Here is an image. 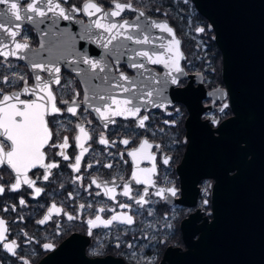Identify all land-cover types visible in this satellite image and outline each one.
<instances>
[{
  "label": "flooded vegetation",
  "instance_id": "obj_1",
  "mask_svg": "<svg viewBox=\"0 0 264 264\" xmlns=\"http://www.w3.org/2000/svg\"><path fill=\"white\" fill-rule=\"evenodd\" d=\"M57 1L60 2V0ZM160 1L163 2V0H132V3L137 9L143 10L150 17L168 19L170 25L174 28L177 37L181 40V50L185 56V59L181 60V65L186 75L180 77L181 83L179 87L187 86L192 78L195 79L193 83L194 87H198L200 82L203 84L204 91L207 93L203 94L200 99L202 110L199 117L201 124L198 126V129L199 131L204 130L211 132L214 136H219L221 133L219 129L222 123L234 117H240V114L233 108L229 88L224 79L223 53L216 41L215 30L211 27L210 20L201 14L192 0L190 1L194 4L197 11L190 10L191 6L188 3L189 8L184 9L180 7L182 6L180 2L183 4L182 0L176 3V6L174 2L170 1L169 3V0H165L169 4L163 7L162 11H156V6L152 4L155 2L160 3ZM82 2L83 0H70L69 3V0H65V3L62 5L71 11V6H79ZM96 2H103L104 9L106 11L111 10L108 8V0H96ZM40 3L38 0V6ZM4 10L5 6L0 5V11ZM153 11L158 12V14H152ZM72 13L73 17L76 20L81 19L83 24L92 23L90 17L83 14L82 11ZM165 13L167 15H164ZM137 14L126 11L121 14V17H108L107 19L102 18V14H95L93 16L101 19V21L111 20L112 18L118 21L121 19L134 20ZM192 14H198L199 19L192 20ZM46 17L50 18L54 17V15L48 13ZM170 17H175L174 22L170 20ZM37 18L40 20V17ZM3 20L4 17H0V21ZM70 20L72 21V19ZM76 20H73L75 24H77ZM19 23H21V34L17 37V40L28 43L30 50L39 49L42 45L39 26L36 23ZM196 27H204L205 32L196 33ZM34 56L39 57L38 54ZM123 57L120 58L119 71L125 72L129 76H135L134 70H130L127 67L128 60H125ZM110 58L113 64H115V58ZM0 60H3V58H0ZM28 61L26 59L20 60L10 57L8 61H3V67H0V72L11 76L13 75L12 69L15 68L17 73L25 75L29 85H31L34 83V78L31 76L32 69ZM219 63L221 65L220 70L218 68ZM58 64L62 70V83L63 81L70 82V86L68 87L54 88L57 95V104L62 108L65 107L62 101L68 100L71 102L73 94L76 91L80 92V96L76 97L77 102L82 101L89 85L94 86L96 92H101V94H103L102 90L108 87L107 84H103L98 79L90 80L87 78L88 83H85L79 74L67 67L64 62L58 61ZM148 66L160 73L164 71V67L161 65L148 64ZM41 74L44 78L47 77L46 73ZM99 75H104V73H99ZM0 80H2V76H0ZM13 83H16V81H13ZM4 88L6 90H19L9 89L8 85H4ZM225 92L227 93L226 98L223 96ZM224 102L229 103V108L224 112H220L219 108ZM93 103L96 106L100 104L97 100H94ZM83 107L81 105L77 109L78 114L75 117L66 113V111L63 117H56L58 121L63 122V128L59 129L61 138L67 136L69 139V147L64 149V151L70 159L65 161L60 156L54 158L60 163V167L52 170L53 175L50 176L49 181H44L42 178L37 179L36 186L43 188L44 191L39 196H34V189L22 185L20 191H6L4 195L0 196V218L6 221V226L9 229V232L6 234L7 239L9 241L16 240L19 244V247L16 249L17 256L7 253L2 245H0V264H22V260L19 257L28 260L30 264H38L73 235L85 238V252L89 257L112 256L122 259L125 264H145L147 259L152 258L156 264H172L176 254L183 253L189 249L187 235L195 232L192 237L193 239H197L199 236L198 232H196L197 227L206 218L212 219L213 216L212 191L216 184V177L213 174L206 173L201 175L200 171H198L199 178L195 185L196 191L191 196L185 193V182L180 166L184 163L191 140L188 134V120L191 115L188 104L183 100L175 99L172 102V106L167 108V111L152 108L149 113L150 120L146 122L147 131L136 127L135 121L132 118L125 119L120 116L114 117L115 123L109 124L105 128L104 122L94 110L90 109L85 112L83 111ZM176 109L179 110L178 114ZM168 113H171V116ZM143 114L144 112L142 111L141 115ZM252 117V114H249L248 118L241 116L242 122L236 136L233 135V129L229 128L228 125L230 143L231 138H235L238 140V146H241L242 149L246 147V150L248 149V145H252L247 136V130H249L248 119ZM173 119L176 121L175 126L163 123L164 120ZM212 119L217 120L218 124L214 125L211 123ZM77 123H82L92 137L90 140L81 141L88 148V152L82 158L79 173L68 167L70 163H74L75 155H78L80 152V149L74 143V137L79 134L78 129H75ZM229 124L232 123L230 122ZM52 127L54 130L57 128L56 125ZM101 134L110 141L108 145L99 144L98 141ZM122 139H129L130 143L124 145L120 142ZM143 139H148L153 145H160V148L153 147L151 149L156 155L157 175L153 179L157 181V186H174L178 189L177 196L169 198L165 202L152 194L155 191L154 188H149V196L147 198L153 203L150 206L145 205V208L151 207L154 210L153 216H148L144 209H140V212L143 214L134 216L133 225L127 226L114 222L109 228L99 227L94 229L93 236H89L86 221L94 218L96 214L107 219L113 214L126 211V209L118 207L119 203L132 204V211L129 214L137 211L138 206L122 195V185L128 182L132 187L133 195L137 191L143 192L145 186L136 185L131 180V173L135 166L127 155L133 148L139 147ZM111 141H116V143L112 145ZM231 147H233L232 143ZM47 151L51 156V153L56 150L51 149ZM197 151L200 152V148ZM164 156L171 157L168 165L162 163ZM251 157H253V153L248 152L247 159ZM89 164L92 165L91 168H88ZM107 164H112V168L105 167ZM151 166V162L148 160L139 163V167L141 168H149ZM235 168L229 171L231 175L237 172V167ZM42 172V169H34L29 173V176L36 179ZM10 175L9 169L0 166V183L9 181ZM77 176H80L82 179L77 180ZM92 179H96L97 183L101 184V187L97 188L91 184ZM105 182H107L108 187H115V192L112 194L115 196V200L109 199L108 196L104 195L103 185ZM98 192L100 195H97ZM70 193L71 197L69 196ZM21 198L25 199V206L19 204ZM204 200L208 201L206 205L204 204ZM53 203L61 208V212L59 214L53 212L52 218L49 221L43 225L39 224L38 221L43 219V216L47 214L48 208ZM80 204H85L86 207L80 209ZM12 205L16 206L15 211L11 210ZM87 205H91V207H87ZM5 207H8L9 210L4 211ZM101 207L105 208L106 211L103 213L98 212V209ZM111 209L115 211H110ZM66 213L77 215L78 218L69 221ZM165 214L169 217L167 222L163 219ZM165 223L171 224V227L165 229ZM149 224L152 227H149ZM157 229L159 231L156 232V238L152 240L141 238L144 231L151 234ZM24 233H27V237ZM28 237L32 238L31 243L28 242ZM117 237L120 239L119 248L115 246ZM156 239H166L167 243L159 244L156 242ZM128 242L134 243L136 245L135 249H129L126 246ZM44 243H52L54 245L53 249H43ZM133 251L136 252V256L131 255Z\"/></svg>",
  "mask_w": 264,
  "mask_h": 264
},
{
  "label": "snow or ice",
  "instance_id": "obj_2",
  "mask_svg": "<svg viewBox=\"0 0 264 264\" xmlns=\"http://www.w3.org/2000/svg\"><path fill=\"white\" fill-rule=\"evenodd\" d=\"M64 3L65 0H60L56 4H53V0H47V11L54 12V9L58 8L59 12H54V14L64 20H70L72 17L67 13L66 8L61 7V4ZM184 3H187V0H184ZM0 5L5 6V10L0 11V17H4V20L0 21V58H3V60H0V67H3V61H8L10 57L20 60L25 59L20 53L29 48L27 43L16 42L17 37L21 34V23L19 22L36 23L34 16L45 17L47 12L38 6V0H0ZM108 8L111 10L106 11L103 2H96V0H83L81 5L71 6L72 12L82 11L83 14L89 17L95 14H102V18L105 19L108 17H121V14L126 11L138 13L134 20L121 19L119 22L109 21L108 23H102L99 18L93 20L92 24L96 29H103V34L97 39L101 41L99 47L106 49L107 52L101 59L90 58L89 54L84 53L80 55L79 61L73 60V63L77 65L83 63L89 66V71L86 75L90 80L98 79L108 85L106 89L102 90L103 94L94 91L89 96L86 91L83 100L78 103L76 97L80 96V92L76 91L71 102L64 100L62 104L65 107L58 106L54 88L68 87L70 82L63 81L62 83V70L54 62L51 50H49L48 60L31 61V69L33 70L31 76L34 78V83L31 85H29L25 75L17 73L15 68L12 69L13 75L11 76L0 72V76H2V80H0V166L6 167L11 173L9 181L0 183V196L4 195L6 191L18 192L21 190L22 185L34 189V196H39L44 189L36 186L37 179L42 178L44 181H49L50 176L53 175L52 170L60 167V163L54 158L60 156L65 161L70 159L64 151V149L69 147V139L67 136L61 138L59 129L63 128V122L56 119L57 116L63 117L65 111L75 117L78 114L77 109L83 105V111L87 112L91 109L98 114V117L104 122L105 128L109 124L115 123L114 117L120 116L125 119L132 118L136 127L147 131L146 122L150 120V110L157 108L167 111V108L172 106V102L167 99L165 92L169 84L180 86V77L184 75L180 62L185 59L181 51V40L176 36L174 28L166 20H147L146 13L138 10L132 0H108ZM156 11H159V8ZM164 15H167V13ZM140 18H145V22L141 23ZM153 29H158L170 37L166 44L161 43L158 45L163 51H149L144 48V46L151 45L154 49L157 47L154 41L164 39L163 36H152ZM83 32L82 40H92L89 35L91 27H86ZM195 32L204 33L205 28L196 27ZM6 37L11 44H14V47H10L9 43L5 42ZM113 41L118 43L113 44ZM125 41L140 47H131ZM110 45H112L111 48L109 47ZM125 55L128 57L127 67L130 70H134L135 76H129L125 72L119 71L120 58ZM110 57L115 58V64H113ZM63 58L67 59V57ZM148 64L162 65L168 70L165 77L161 78L159 75L154 74L152 69L147 67ZM74 71L79 73L83 70L77 66ZM41 73H46L47 77L42 78ZM99 73L105 74L99 75ZM13 81H16V83H13ZM4 85H8L9 89L19 90H6ZM114 92L123 94V98H117L113 94ZM223 96L226 98L227 93H223ZM94 100L100 102L99 106L94 105ZM228 108L229 103L224 102L219 111L224 112ZM142 111L144 112L143 115H141ZM176 112L178 114L179 110L176 109ZM168 115L171 116V113H168ZM163 123L171 126L176 125L174 119L164 120ZM211 123L215 125L218 124V121L212 119ZM53 125L57 126L56 130L53 129ZM75 129H78L79 134L74 137V143L80 149V152L75 155L74 163H70L68 167L79 173L82 158L88 152V148L81 141L90 140L92 137L82 123H77ZM98 142L102 145L110 143L103 134L100 135ZM120 142L124 145L130 143L129 139H122ZM115 143L116 141H111L112 145ZM153 147L160 148V145H153L148 139H143L139 147L133 148L127 153L135 166L131 173V180L136 185L145 186L142 193L137 191L133 195L132 187L128 182L122 185V195L138 206L137 211L129 214L132 211V204L119 203L118 207L126 209V211L113 214L107 219L96 214L94 218L86 221L89 236H93L94 229L99 227L109 228L114 222L127 226L133 225L134 216L143 214L140 209H144L148 216H153L154 210L151 207L145 208V205L150 206L153 203L147 198L149 196V188H154L155 191L152 194L165 202L169 198L177 196L178 189L176 187H158L157 181L153 179L157 175L156 155L151 151ZM51 149L56 151H53L50 156L47 150ZM170 159L171 157L164 156L162 163L168 165ZM144 160L150 161L152 166L149 168L139 167V163ZM91 167L92 165L89 164L88 168ZM105 167L112 168V164H107ZM34 169L43 170L36 179L29 176V173ZM76 179L80 180L82 178L77 176ZM91 184L97 188L101 187V184L97 183L96 179H92ZM103 187L104 195L108 196L109 199L115 200V196L112 195L115 192V187H108L107 182L104 183ZM97 195H100V193L98 192ZM69 196L71 197V193ZM207 203L208 201L204 200V204L206 205ZM19 204L25 206V199L21 198ZM85 207V204L79 205L80 209ZM87 207H91V205H87ZM3 210L8 211L9 208L5 207ZM11 210L15 211L16 206L12 205ZM105 211L106 209L103 207L98 209L100 213ZM110 211L114 212L115 210L111 209ZM53 212L56 214L61 212V208L54 203L48 208L47 214L38 223L43 225L49 221ZM66 215L69 221L78 218L77 215L67 213ZM163 219L167 222L169 219L168 215L165 214ZM149 227H152V225L149 224ZM164 227L165 229L170 228L171 224L165 223ZM157 231L159 229L151 234L144 231L141 238L152 240L156 238ZM8 232L6 221L0 218V245L7 253L17 256L16 249L19 244L16 240L9 241L7 239L6 234ZM125 234L127 233L125 232ZM24 235L27 237V233H24ZM31 241L32 238L28 237V242L31 243ZM116 241L115 246L119 248V237L116 238ZM156 242L166 244L167 240L156 239ZM126 246L129 249H135L136 247L132 242H128ZM53 247L52 243L43 244V249L45 250H51ZM131 255L136 256V252L133 251ZM19 258L22 260V264H30L23 257ZM145 264H156V262L154 259L149 258Z\"/></svg>",
  "mask_w": 264,
  "mask_h": 264
},
{
  "label": "water",
  "instance_id": "obj_3",
  "mask_svg": "<svg viewBox=\"0 0 264 264\" xmlns=\"http://www.w3.org/2000/svg\"><path fill=\"white\" fill-rule=\"evenodd\" d=\"M39 1L41 2L39 7L46 11L47 15L51 13L54 17L49 18L46 15L38 20L39 16H34L41 31L43 47L34 51L28 48L20 54L29 60L31 68V61L48 60L51 50L57 66L58 61L64 62L73 70L78 66L83 70L78 73L79 76L88 83L86 73L89 66L83 63L77 65L73 60L79 61L80 55L84 53L89 54L90 58L101 59V55L107 51L99 47L101 41L97 39L103 34V29H96L92 23L83 24L82 20H76L72 11L68 9L66 11L72 17V21L64 20L54 14L59 12L58 8L54 9V12H48L47 0ZM192 1L201 14L210 20L211 27L215 30L216 41L223 53L224 79L229 88L233 108L240 117L222 123L219 136L204 130L199 132L197 127L201 124L199 117L202 110L200 99L207 93L203 84L200 82L198 87H194L195 79L192 78L185 87L171 84L167 86L165 92L167 99L171 102L175 99L183 100L191 111L188 120V134L191 140L184 163L180 166L185 189L189 188L187 195L191 196L196 191L198 171L201 175L211 173L216 177L212 191V219L206 218L197 227L196 232L199 235L197 239L192 237L195 232L187 235L189 249L176 254L172 264H264V125L257 136L258 142H262L263 146L257 148L248 145L247 150L246 147L242 149L238 146V140L235 138H231L233 144L231 147L227 129L229 125L236 136L242 122L241 116L248 118L249 114L253 115L248 119V129L258 123L260 115L264 119V0ZM56 3L59 2L53 0V4ZM61 7L65 6L61 4ZM146 17L149 21L157 19L169 23L166 18L148 15ZM90 19L93 21L97 18L92 16ZM73 20H76L77 24ZM109 21L120 20L112 18L101 22ZM140 22L144 23L145 18H140ZM86 27H91L89 35L92 40L81 39ZM152 36H163L164 39L155 40L154 44L157 47L153 49L149 45L150 47L145 50L163 51L158 45L166 44L170 37L158 29H153ZM5 42L14 47L7 37ZM16 42L26 43L19 40ZM117 43L113 41V44ZM37 54L39 57L34 56ZM123 58L128 60L126 55ZM147 67L161 78H164L168 71L164 68L160 73L148 65ZM94 89V86H88L87 92L90 96L92 92H96ZM113 94L116 95V92ZM230 122L232 124H229ZM199 148L200 152L197 151ZM248 152L253 153L250 159H247ZM235 167L237 172L231 175L229 171L236 169ZM85 244L84 237L73 235L38 264H125L122 259L112 256L89 257L85 252Z\"/></svg>",
  "mask_w": 264,
  "mask_h": 264
},
{
  "label": "bare ground",
  "instance_id": "obj_4",
  "mask_svg": "<svg viewBox=\"0 0 264 264\" xmlns=\"http://www.w3.org/2000/svg\"><path fill=\"white\" fill-rule=\"evenodd\" d=\"M126 42V41H125ZM127 43H129L130 44V42H127ZM130 46L131 47H135V45H132V44H130ZM151 46V45H150ZM149 45H147V46H144V48L146 49V48H149L150 47ZM139 47V46H138ZM137 47V48H138ZM116 95H117V97L118 98H123V94H121V93H118V92H116ZM113 107H115V105H113ZM257 117V116H256ZM259 121H258V123L257 124H255V125H253V127L252 128H249V130H247V136L249 137V140H250V143L252 144V146H254V147H257V148H261L262 146H263V143L262 142H258V132H259V130L260 129H262L263 128V125H264V119L262 118V117H260L259 116ZM261 125V126H260ZM198 128V127H197ZM195 129V128H194ZM198 131H199V129H198ZM249 131H251V135L248 133ZM200 132V131H199ZM238 158V157H237ZM236 161V160H235ZM237 162V161H236ZM189 189V188H188ZM188 189H185V193H186V195H187V193H188Z\"/></svg>",
  "mask_w": 264,
  "mask_h": 264
},
{
  "label": "rangeland",
  "instance_id": "obj_5",
  "mask_svg": "<svg viewBox=\"0 0 264 264\" xmlns=\"http://www.w3.org/2000/svg\"><path fill=\"white\" fill-rule=\"evenodd\" d=\"M170 1L174 2L175 6H176V3H178L180 0H169V2H170ZM187 1H189V0H187ZM182 2H183V4L180 2V4L182 5V6H180V7L184 8V9L189 8V7H188V4H187V3H184V0H182ZM152 5H153V6H156V9L159 8L160 11H162V8H163V7H166L165 5H163V4H161V3H157V2L153 3ZM152 5H151V6H152ZM174 19H175V17H170V20H172L173 22H174ZM191 19H192V20H196V19L198 20V19H199V15H198V14H194V15L192 14V15H191ZM206 19H208V18L206 17ZM208 20H209V19H208ZM218 68H219V70H220V68H221L220 63H219V65H218Z\"/></svg>",
  "mask_w": 264,
  "mask_h": 264
},
{
  "label": "trees",
  "instance_id": "obj_6",
  "mask_svg": "<svg viewBox=\"0 0 264 264\" xmlns=\"http://www.w3.org/2000/svg\"><path fill=\"white\" fill-rule=\"evenodd\" d=\"M160 3L163 4V5H165V6H167L170 2L168 3V2H166L165 0H163V2L160 1ZM187 3L190 4V6H191V9H190V10H195V11H197L196 8L194 7V4H193L190 0L187 1ZM159 13H161V12H159ZM152 14L157 15L158 12L153 11Z\"/></svg>",
  "mask_w": 264,
  "mask_h": 264
}]
</instances>
